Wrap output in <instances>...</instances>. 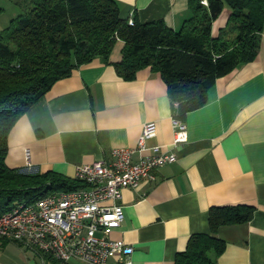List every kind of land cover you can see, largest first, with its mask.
Listing matches in <instances>:
<instances>
[{"label":"crops","instance_id":"obj_1","mask_svg":"<svg viewBox=\"0 0 264 264\" xmlns=\"http://www.w3.org/2000/svg\"><path fill=\"white\" fill-rule=\"evenodd\" d=\"M117 1L125 18L162 17L173 28L189 14L187 0ZM229 12L223 8L213 34ZM120 49L111 62L95 57L75 67L19 116L7 134L6 164L24 168L29 149L33 171L73 179L78 165L110 160L113 148L134 146L142 124L155 121L147 145L173 149L177 157L156 168L155 180L121 191L124 219L111 236L133 246L132 264H175L191 234L210 232L211 206L238 203L253 206L251 218L220 226L215 234L225 249L211 256L218 264H264V32L256 57L215 77L207 101L183 116L188 139L175 147L165 82L149 67L122 77L114 64ZM0 264L55 263L50 254L8 240Z\"/></svg>","mask_w":264,"mask_h":264},{"label":"trees","instance_id":"obj_2","mask_svg":"<svg viewBox=\"0 0 264 264\" xmlns=\"http://www.w3.org/2000/svg\"><path fill=\"white\" fill-rule=\"evenodd\" d=\"M28 12L0 30V214L18 201L35 200L55 189L82 185L50 171H23L6 164L7 134L14 122L59 79L95 57L111 62L117 44V72L132 78L149 67L158 72L180 117L207 101L215 77L253 60L264 32V0H187L189 14L179 28L162 17L132 22L121 14L117 0H26ZM224 7V26L212 32ZM246 203L209 208L210 232L189 237L175 264H218L211 256L225 249L216 232L252 216ZM9 239L0 236V248ZM54 258V257H53ZM55 264H64L54 258Z\"/></svg>","mask_w":264,"mask_h":264},{"label":"built area","instance_id":"obj_3","mask_svg":"<svg viewBox=\"0 0 264 264\" xmlns=\"http://www.w3.org/2000/svg\"><path fill=\"white\" fill-rule=\"evenodd\" d=\"M128 21L131 23L132 17ZM177 105L173 101V106ZM171 120L175 147L187 141L188 133L180 117L172 115ZM156 129L155 121H146L134 146L113 148L110 160L78 165L74 178L82 185L13 204L0 214V236L50 254L64 264L74 259L87 264H132L133 246L112 237L111 231L124 219L122 189L137 187L143 178L155 180L158 166L176 160L173 149L147 145ZM135 153L140 155L137 160ZM25 156L22 170L33 171L29 149Z\"/></svg>","mask_w":264,"mask_h":264},{"label":"rangeland","instance_id":"obj_4","mask_svg":"<svg viewBox=\"0 0 264 264\" xmlns=\"http://www.w3.org/2000/svg\"><path fill=\"white\" fill-rule=\"evenodd\" d=\"M29 8L30 5L26 0H0V30L6 28L10 24L12 18L21 13L28 12ZM129 18L130 17H128V19ZM179 27L180 25L178 28Z\"/></svg>","mask_w":264,"mask_h":264}]
</instances>
